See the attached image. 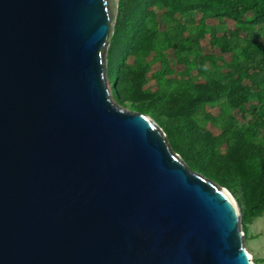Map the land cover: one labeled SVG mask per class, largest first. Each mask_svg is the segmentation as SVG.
<instances>
[{
    "label": "water",
    "instance_id": "obj_1",
    "mask_svg": "<svg viewBox=\"0 0 264 264\" xmlns=\"http://www.w3.org/2000/svg\"><path fill=\"white\" fill-rule=\"evenodd\" d=\"M119 0H0V264H255L229 190L112 98Z\"/></svg>",
    "mask_w": 264,
    "mask_h": 264
},
{
    "label": "trees",
    "instance_id": "obj_2",
    "mask_svg": "<svg viewBox=\"0 0 264 264\" xmlns=\"http://www.w3.org/2000/svg\"><path fill=\"white\" fill-rule=\"evenodd\" d=\"M119 36L134 61L124 50L109 63L114 98L149 114L191 169L227 188L246 230L264 213V0H119L111 42Z\"/></svg>",
    "mask_w": 264,
    "mask_h": 264
},
{
    "label": "rangeland",
    "instance_id": "obj_3",
    "mask_svg": "<svg viewBox=\"0 0 264 264\" xmlns=\"http://www.w3.org/2000/svg\"><path fill=\"white\" fill-rule=\"evenodd\" d=\"M229 27L233 26V23L231 21L228 22ZM164 24H161V27H163ZM114 29L111 34L110 42L106 51V68H109V63H111L112 67L116 64H118V61L120 60L121 52H124V50L129 51V49L126 48V45H124V42L121 40V36H119L116 40L111 42L113 37ZM203 44V50L204 52L210 51L209 46L207 45L206 41L202 42ZM125 53V58L123 59L127 63H133L134 57L128 52ZM227 58V55L225 56ZM174 68L176 71L181 70V65H174ZM159 69V63L155 62L149 73L147 74L149 80L146 84V87L150 89H155V81L151 76V73ZM107 72V71H106ZM107 79L108 75L106 73ZM174 76V75H171ZM111 94H112V87L110 84ZM112 98L116 100L112 94ZM118 101V100H117ZM122 105V104H121ZM125 107L124 105H122ZM128 108V107H125ZM211 112L216 113L217 109H211ZM207 128L212 130L215 134L218 133V130L213 126L211 123H207ZM180 155V154H179ZM181 156V155H180ZM244 231L245 236V247L247 248L251 259L255 264H264V213L261 216L255 217L252 219L250 223L246 225V230Z\"/></svg>",
    "mask_w": 264,
    "mask_h": 264
}]
</instances>
